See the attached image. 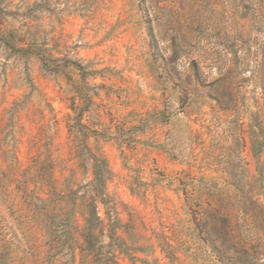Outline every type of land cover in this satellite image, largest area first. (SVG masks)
Listing matches in <instances>:
<instances>
[{
	"label": "rangeland",
	"instance_id": "1",
	"mask_svg": "<svg viewBox=\"0 0 264 264\" xmlns=\"http://www.w3.org/2000/svg\"><path fill=\"white\" fill-rule=\"evenodd\" d=\"M89 204L119 264H264V0H0V264L91 261Z\"/></svg>",
	"mask_w": 264,
	"mask_h": 264
},
{
	"label": "trees",
	"instance_id": "2",
	"mask_svg": "<svg viewBox=\"0 0 264 264\" xmlns=\"http://www.w3.org/2000/svg\"><path fill=\"white\" fill-rule=\"evenodd\" d=\"M80 122L76 118V116H69L68 122H67V129L68 134L72 136L73 139L78 138V127L80 126ZM93 157V189L96 191V193L100 192L98 191V188L101 187L105 180L107 179L108 170L106 168L102 167V162H98L97 158L95 156ZM95 206L92 204H89L87 215L83 218V224L79 228L80 237L82 238L81 242L78 243L77 247L79 248L80 252L85 253L84 257H87L89 254H92V259L88 263H85L84 260L80 261V264H119L116 260V255L114 252L110 249H108V246L110 244H106L105 246L107 249L103 250V245L99 244L100 242V236L103 234V229L105 225L108 226V236L112 238V225L113 222L107 218V222L105 223L102 219L99 218L98 215H96ZM52 227L60 226L61 229H63V237L64 240L59 243L58 238L51 239V241H56L59 243V247H64L65 244L71 248L73 243L76 242L75 238H73V232H71L69 229L73 228V230H76L77 224L73 218V216L70 214V212H66L65 215L61 218H58L57 220H52ZM95 230L97 231V234H95ZM56 254V253H53Z\"/></svg>",
	"mask_w": 264,
	"mask_h": 264
}]
</instances>
